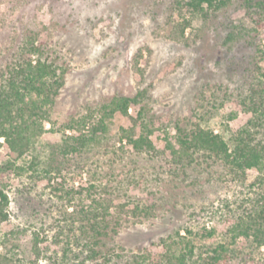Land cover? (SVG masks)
<instances>
[{"label":"rangeland","instance_id":"rangeland-1","mask_svg":"<svg viewBox=\"0 0 264 264\" xmlns=\"http://www.w3.org/2000/svg\"><path fill=\"white\" fill-rule=\"evenodd\" d=\"M245 5L246 0H233L201 15L179 11L176 0H0V68L34 37L45 46L43 56L63 73L32 152L40 159L39 171L49 167L47 162L53 165L49 183L30 178L22 161L17 165L24 169L7 167L9 148L0 138V187L10 200L9 221L0 226V252L12 250L23 264H128L136 255L158 259L168 249L184 251L187 241L205 256V249L225 240L233 219L256 199L255 191H264L258 171L237 177L204 155L200 165L172 169L165 154L149 159L120 136L145 104L146 118L158 121L170 136L176 123H200L228 139L246 121L243 114L229 118L231 96L250 83V58L264 67V56L261 60L244 40L229 48L223 44L231 21L253 26L244 17ZM255 40L264 50V39ZM138 91L141 104L130 106L128 115L115 112L107 118L98 140L80 152H60L67 122L83 116L95 122L102 105ZM163 133L158 129L151 136L159 149ZM124 193L137 196L150 213L134 212L133 202L117 212L115 205L127 200ZM93 198L111 199L110 225L121 215L118 232L104 238L102 249L111 255L106 262L102 255L89 258L79 236L80 208L96 207ZM35 233L41 239L38 251ZM255 247L241 239L221 263L264 264V248Z\"/></svg>","mask_w":264,"mask_h":264},{"label":"trees","instance_id":"trees-1","mask_svg":"<svg viewBox=\"0 0 264 264\" xmlns=\"http://www.w3.org/2000/svg\"><path fill=\"white\" fill-rule=\"evenodd\" d=\"M232 1L176 0V6L179 11L191 9L206 15L221 10ZM244 17L253 26H248L241 20L231 21L223 44L229 48L230 45L244 40L249 48L261 54L262 60L264 50L255 39L259 37L260 42L264 39V0H246ZM187 24L189 23H185V26ZM185 26L181 28L182 32ZM44 52V44L34 37H28L20 45L13 61L0 68V138L4 139L9 148L7 167L24 169L25 166L30 170V178H35L36 182L47 180L49 183L53 165L47 162L49 167H42L39 171L40 159L32 152L35 150L37 135L44 128L41 121L49 120L48 106L58 93V86L62 84L60 77L63 73L57 72L58 65L53 59L49 60L47 56H43ZM249 65L254 68V73L251 74L250 83L245 89L231 96L234 109L229 115V118L233 119L237 114H243L247 119L230 134L228 139L211 127L202 126L200 123L190 127L176 123L175 132L170 136L168 129L161 127L158 121L146 118L145 104L139 106L136 117H130L132 125L122 128L120 140H126L131 150L139 155H146L149 159H154L160 153L165 154L167 157L164 162L172 169L185 170L187 167L200 165L199 156L204 155L206 159L219 162L237 177H243L247 170L255 169L259 173L256 180L260 184L264 183V67L254 59V56L250 58ZM60 71L63 72V69L60 68ZM142 99V91H138L133 96L119 95L112 98L110 103L102 105L99 110L100 116L95 122H91L89 116L67 122L62 127L64 134L59 144L60 152L67 155L82 151L106 131L107 118L115 112L128 115L129 107L141 104ZM158 129H163L164 132L163 149H159L151 139L154 131ZM66 130H71V133L65 134ZM28 154L31 156L26 160ZM19 161H22L24 166L17 165ZM128 171L124 172L126 176ZM120 183L122 187V181ZM91 186L94 187L92 184ZM121 189L117 187V191ZM255 193L256 199L252 205L245 207L228 226L224 234L225 240L212 245L209 251L205 249V256L203 251L196 253V245L187 241V249L184 251L175 252L168 249L158 259L136 255L128 264H222V258L228 257V252L241 239L254 243L256 250L260 251L264 248V191H255ZM124 196L127 200L115 205L117 212L124 210L125 205L133 202L136 203L134 212L141 209L144 214L150 213L151 209L146 203L140 207L137 196L127 193H124ZM92 200L96 202V207L87 205L80 208L83 217L80 219L79 236L81 235L85 240L84 246L89 258L102 255L106 262L111 259V255L108 252L109 248L102 249L106 246L104 238L110 235V232H118L116 227L121 225V215L120 213L116 215L110 225L107 216H111V199L103 198L101 201L93 198ZM9 202L8 192L0 187V226L9 221ZM73 223L74 221L69 222V224ZM9 235L10 232L6 233L5 240H8ZM40 241L38 233H35L37 251ZM0 264H23V259L12 253V250L9 253L0 252Z\"/></svg>","mask_w":264,"mask_h":264}]
</instances>
